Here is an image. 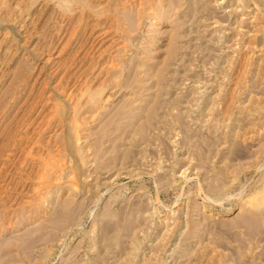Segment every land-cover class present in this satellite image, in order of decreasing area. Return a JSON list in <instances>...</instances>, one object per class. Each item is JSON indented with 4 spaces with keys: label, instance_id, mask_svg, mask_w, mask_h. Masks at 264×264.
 <instances>
[{
    "label": "rangeland",
    "instance_id": "rangeland-1",
    "mask_svg": "<svg viewBox=\"0 0 264 264\" xmlns=\"http://www.w3.org/2000/svg\"><path fill=\"white\" fill-rule=\"evenodd\" d=\"M0 264H264V0H0Z\"/></svg>",
    "mask_w": 264,
    "mask_h": 264
}]
</instances>
